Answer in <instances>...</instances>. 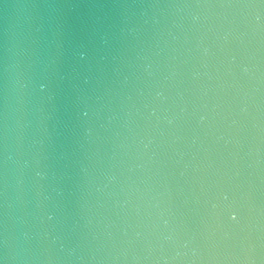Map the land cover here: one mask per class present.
Wrapping results in <instances>:
<instances>
[{"label":"water","instance_id":"obj_1","mask_svg":"<svg viewBox=\"0 0 264 264\" xmlns=\"http://www.w3.org/2000/svg\"><path fill=\"white\" fill-rule=\"evenodd\" d=\"M0 264H264V0H0Z\"/></svg>","mask_w":264,"mask_h":264}]
</instances>
